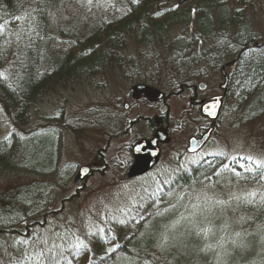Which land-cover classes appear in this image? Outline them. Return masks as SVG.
I'll use <instances>...</instances> for the list:
<instances>
[{
  "label": "trees",
  "instance_id": "trees-1",
  "mask_svg": "<svg viewBox=\"0 0 264 264\" xmlns=\"http://www.w3.org/2000/svg\"><path fill=\"white\" fill-rule=\"evenodd\" d=\"M231 2L0 0V67L7 59L14 67L10 82L5 83L0 78V98L13 113V122L20 129L11 130L0 140V170L21 168L45 174L46 168L54 169L58 165L60 146L55 139L58 132L48 129L47 140L35 143L33 138L38 136L36 132L25 130L30 107L58 86L80 77L96 76L118 64L125 37L132 34L139 45L148 46L161 43L167 32L175 27L189 26L193 30L191 37L202 41L209 39L215 29L222 32L224 35L215 49L202 52L201 60L206 61L211 57V61H220L216 67L232 61L230 84L231 79L237 76L242 84L241 97L254 92L251 107L255 106L256 109L252 113H262L264 45L245 49V41L253 37L244 32L247 21H244L243 15L237 14ZM242 3L245 0L240 5ZM237 24L241 25L243 32H235L231 37L229 32H233ZM170 43L173 53L180 56L179 67L184 69L185 60L181 58L189 50V42L177 37L171 39ZM227 58L230 60L222 61ZM201 78L206 79V76ZM190 85L182 83L179 90ZM109 120V132L117 135V120L113 117ZM44 148L52 149L53 156L50 160L33 163L34 157ZM19 153L24 159L15 165ZM220 163H223L221 157H210L195 165L191 173L177 168L171 171V180L158 178L151 181L139 203L133 205L130 211L94 229L89 234V240L86 241L85 237L81 245H70L56 253L43 250L41 245L29 251L23 240L19 239L28 235L34 227L40 230L47 221V214H42V203L46 199L35 194L32 187H17L12 191L14 194L9 192L0 201V264H62V260L64 264H150L152 260L178 264L173 260L167 261L161 253L158 256L148 253L152 248L157 250L155 242L163 237L169 219L172 228H179L176 230L177 236L181 233L183 242L189 244V248H185L191 258L187 264H222L211 257L207 247L219 242L235 248L231 256L234 262L230 264H264L263 197L240 198L237 207L221 196L208 202L230 208L227 216L222 215L224 220L214 213V221L202 222L195 217L185 227L178 219L185 214L195 215L207 204L194 202L190 196L202 177L217 170ZM261 178H264L262 165L254 171L236 173L235 180L231 181L238 185L255 180L264 184ZM185 187H190L192 191H186ZM235 211L246 222L238 220ZM233 227L236 233L232 232Z\"/></svg>",
  "mask_w": 264,
  "mask_h": 264
},
{
  "label": "rangeland",
  "instance_id": "rangeland-1",
  "mask_svg": "<svg viewBox=\"0 0 264 264\" xmlns=\"http://www.w3.org/2000/svg\"><path fill=\"white\" fill-rule=\"evenodd\" d=\"M230 1H233L231 5L237 10V14L243 15L244 21H247L244 32L247 31L257 44L264 43V0H245L241 5L242 0ZM240 26L237 24L233 32H229L231 37L235 32H243ZM192 32L189 26L175 27L167 32L161 43L148 46L139 45L133 34L126 36L118 64L106 68L96 76L80 77L58 86L30 107L25 130L36 132L38 136L33 141L41 143L47 140L46 130L54 129L58 132L55 139L60 149L58 165L54 169L46 168L45 174L21 168L0 170V201L6 194L21 186L32 187L35 194L46 199L42 203V214H47V221L40 230L39 227H34L28 235L19 237L29 251L36 245H41L43 250L49 249L56 253L70 245H81L85 237L88 241L89 234L94 229L101 228L130 211L133 205L139 203L144 190L149 188V183L161 177V172L168 170V153L165 152V156L160 158L157 166L147 176L126 177L132 165L127 149L134 143L135 133L122 135L124 104L129 105L131 116L138 115L142 118L164 114L165 107L168 108L171 119V171L182 168L191 173L194 166L202 160L221 157L223 163H220V167L202 177V181L193 187L194 193L190 196L192 201L207 204L202 210H197L195 215L185 214L178 218L185 227L195 217L202 222L214 221V213L224 220L223 216L228 215L230 208L208 203L218 199V196L226 197L225 200L236 207L240 198L256 195L264 198L263 183L255 180L238 185L231 181L235 180L234 176L240 171H254L260 165L264 167V111L257 115L252 113L256 109L255 106L251 107L255 93L241 97L242 84L237 76L231 79L229 92L211 137L196 154L184 153L187 138L205 125L198 109L189 104L190 92L173 95L162 104L152 102L146 97V92L133 90L134 85L144 84L150 88V93L158 90L168 94L179 91L182 83L189 85L204 82L207 86L203 92H197V98L218 94L222 78L219 66L215 65L220 61H211V57L202 61L201 54L207 52V49L214 50L224 34L215 29L209 39L202 41L192 38ZM177 37L189 42V50L181 58L185 60L184 69L179 67L180 56L171 50V39ZM246 43L247 41L244 45ZM227 60L230 59L222 61ZM13 69L10 59L0 67V78L5 83L11 81ZM203 75L206 79L201 78ZM112 117L117 120V135L109 132V118ZM13 129L20 130L13 122V113L0 98V140ZM135 129L142 137L148 135L142 124ZM164 148L168 150L167 146ZM18 156L15 165L24 159L21 153ZM52 156V149L44 148L34 157L33 163L42 159L50 160ZM80 166L89 167L87 177L81 181L76 178ZM52 170L54 172H49ZM184 189L192 191L190 187ZM237 215L238 220L246 222L239 212ZM166 222L163 237L155 242L158 251L152 248L148 253L153 256L161 253L167 261L173 260L178 264L189 263L191 258L185 249L189 248V244L183 242L181 233L177 236L176 230L179 228L171 227V219ZM236 231L233 227L232 232ZM207 247L211 257L218 262H234L231 256L235 248L231 245L219 242ZM198 249L201 251V247ZM150 264L169 263L152 260Z\"/></svg>",
  "mask_w": 264,
  "mask_h": 264
},
{
  "label": "water",
  "instance_id": "water-1",
  "mask_svg": "<svg viewBox=\"0 0 264 264\" xmlns=\"http://www.w3.org/2000/svg\"><path fill=\"white\" fill-rule=\"evenodd\" d=\"M254 43V41L248 42L246 48H249ZM232 63V61L227 62L222 65L219 69L220 75L223 78L222 83L219 85V89L222 90V93L211 97L203 98L197 102V105L199 106L200 115L210 121V125L207 130L204 131L199 137L191 136L188 138L185 151L189 154H193L199 151L203 147V145H205V143L209 140L211 133L214 131L216 121L221 110L222 100L224 98L228 84V76L225 72V68L232 65ZM205 88L206 84L204 82H198L194 87V89H197L198 91H204ZM134 90L135 92L145 91L146 86L143 84H137L134 86ZM162 95L163 94L161 92L155 90L152 99L154 101L159 100ZM159 132H162L164 135L163 131H157L150 140H140L132 146L131 151L132 155L135 158L138 159L141 156L146 157V151L148 153V157H146L145 163H135L129 169V172L126 176L127 178L140 175L149 170L155 164L159 151L158 143H162L165 141V135L161 136ZM88 173V166H80L78 168L77 179L79 181L85 179Z\"/></svg>",
  "mask_w": 264,
  "mask_h": 264
},
{
  "label": "flooded vegetation",
  "instance_id": "flooded-vegetation-1",
  "mask_svg": "<svg viewBox=\"0 0 264 264\" xmlns=\"http://www.w3.org/2000/svg\"><path fill=\"white\" fill-rule=\"evenodd\" d=\"M256 45L257 44L255 43L254 46H256ZM229 85H230V78L228 77V87L226 90L225 98L229 92ZM147 89H148V86H147L146 90ZM184 90L190 92V97H189L190 100L188 99L189 104L198 109V106L196 105L197 104L196 102L198 99L197 98V90L194 89V85L187 86V87H185ZM147 94L149 96L151 95V93H149V91L147 92ZM168 95H169V97H168ZM168 95H163L160 100H165L167 98H170L171 93ZM225 98L223 99V102H224ZM128 107H129L128 104L123 105L124 116H123L121 122H122V125L124 127L123 128L124 130L122 131V135H127L131 132H134L135 133V135H134L135 141L133 144L137 143L140 140H150L155 135V133L157 131H163L164 135H165V141L162 143H158L159 151H158V156H157V160H156L155 164L148 171L140 174L139 177L147 176V174L149 172H151L155 166H157L160 158L165 156V152H167L168 154H166V155L168 158V160H167L168 170L165 172H161L160 173L161 177H159V178H161L162 180H171V143H170L171 142V134L169 132V130L171 129V119L168 116V108L165 107V112L167 113V115H165V112H164V114L159 113L158 115L156 114L150 118H142L138 115L131 116L130 115L131 113H130ZM222 107H223V105H222ZM141 124L147 129L148 135L146 137L140 136L135 129V128H137V126H139ZM204 124L205 125L200 126L198 131H196L191 136H197L198 137L204 130H206L207 126L209 125V122L205 120ZM159 133L161 136L163 135L162 132H159ZM186 143H187V140H186ZM132 145L129 146L127 149V154L130 157V164L145 163L146 157H148L147 151H146V157L141 156L137 159L132 155V151H131ZM164 146H167V148H168L167 151L165 150ZM185 147H186V145L184 146V153H186ZM156 179H158V178H156Z\"/></svg>",
  "mask_w": 264,
  "mask_h": 264
}]
</instances>
